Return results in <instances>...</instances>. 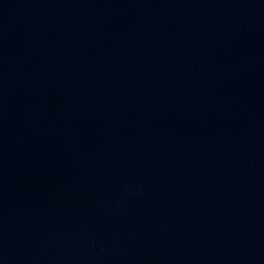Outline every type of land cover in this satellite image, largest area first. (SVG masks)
<instances>
[{
	"label": "water",
	"instance_id": "obj_1",
	"mask_svg": "<svg viewBox=\"0 0 264 264\" xmlns=\"http://www.w3.org/2000/svg\"><path fill=\"white\" fill-rule=\"evenodd\" d=\"M0 264H264V0H0Z\"/></svg>",
	"mask_w": 264,
	"mask_h": 264
}]
</instances>
